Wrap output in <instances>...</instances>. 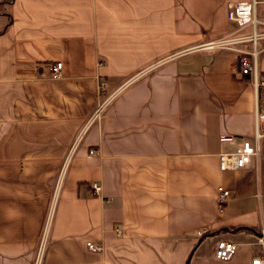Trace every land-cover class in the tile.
<instances>
[{
	"label": "crops",
	"instance_id": "0c3cea01",
	"mask_svg": "<svg viewBox=\"0 0 264 264\" xmlns=\"http://www.w3.org/2000/svg\"><path fill=\"white\" fill-rule=\"evenodd\" d=\"M239 1L0 0V264L34 263L49 210L40 264H251L264 136L238 53L204 46L251 33L227 18ZM257 47L264 72V38ZM243 142L258 155L221 170L219 154ZM219 237L237 244L227 261L213 255Z\"/></svg>",
	"mask_w": 264,
	"mask_h": 264
},
{
	"label": "built area",
	"instance_id": "2783aa9c",
	"mask_svg": "<svg viewBox=\"0 0 264 264\" xmlns=\"http://www.w3.org/2000/svg\"><path fill=\"white\" fill-rule=\"evenodd\" d=\"M264 4V0H247L239 2H231L227 7L228 20L235 22L239 28L246 26L251 27L249 35L240 37H232L230 35L218 38L216 40L205 43L204 46L208 48H223L232 49L238 53V63L240 66V74L250 79L252 90L255 99L254 110V138L256 143L264 136V72L260 71L258 64V56L260 50L257 47V41L264 38V31L257 30L258 26H264V22L260 21L256 16L258 5ZM251 43V48L245 47L234 48L236 43L245 44ZM62 62L55 61L47 65L48 78L50 80H58L61 78ZM106 83L99 81L98 88L101 92ZM113 94L104 98L95 108L89 121H94L101 117L103 109L112 98ZM222 142H230L233 135L222 134L219 137ZM95 150H90L89 154L92 155ZM258 155V147L252 146L249 142H243L238 148L231 152H223L219 154V167L221 170H236L244 167L251 159L252 156ZM61 180V175L58 177V182ZM89 187L94 194L99 195L101 186L97 182H91ZM231 197V192L228 189H220L217 193V205L222 206ZM51 210L45 220V224L40 236L36 258L33 264H40L44 251L47 232L50 224ZM117 234L122 231L119 228L115 229ZM199 236H203V232H198ZM252 245L259 248V252L251 259V264H264V228H261L255 234V240ZM237 244L231 239L219 237L215 240L213 246V255L215 258L223 261L229 260L236 251ZM86 247L90 251L100 252L103 250L101 244H95L91 241L86 242Z\"/></svg>",
	"mask_w": 264,
	"mask_h": 264
},
{
	"label": "rangeland",
	"instance_id": "374dc122",
	"mask_svg": "<svg viewBox=\"0 0 264 264\" xmlns=\"http://www.w3.org/2000/svg\"><path fill=\"white\" fill-rule=\"evenodd\" d=\"M210 242L207 240L203 245H202V249L205 250L206 249V245L209 244ZM209 246V245H208Z\"/></svg>",
	"mask_w": 264,
	"mask_h": 264
}]
</instances>
